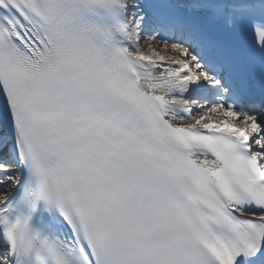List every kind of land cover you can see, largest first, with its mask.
Here are the masks:
<instances>
[{"label": "snow or ice", "instance_id": "snow-or-ice-1", "mask_svg": "<svg viewBox=\"0 0 264 264\" xmlns=\"http://www.w3.org/2000/svg\"><path fill=\"white\" fill-rule=\"evenodd\" d=\"M0 264H264V0H0Z\"/></svg>", "mask_w": 264, "mask_h": 264}]
</instances>
